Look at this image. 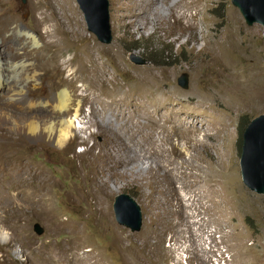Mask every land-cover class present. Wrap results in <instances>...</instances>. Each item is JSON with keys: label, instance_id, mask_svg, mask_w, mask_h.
Here are the masks:
<instances>
[{"label": "rangeland", "instance_id": "rangeland-1", "mask_svg": "<svg viewBox=\"0 0 264 264\" xmlns=\"http://www.w3.org/2000/svg\"><path fill=\"white\" fill-rule=\"evenodd\" d=\"M2 1L0 7L7 14L19 15L24 26L36 30L34 17L40 13L36 9L39 0H26V3L23 0ZM108 1L113 35L110 43L101 41L89 29L84 11L78 0H74L75 11L84 23V37L77 41L65 34L47 37L48 41H57L62 37L64 40L61 43L54 42L41 59L35 56L31 59L35 63L62 60L66 56L61 57V52H66L68 47L74 49L71 54L66 53L71 58L97 45L98 48H105L101 61L108 64L115 76L105 86L116 88L117 99L124 95L119 87L140 90L143 84L139 78L143 76V69L150 67L162 77L161 88H166L167 92L178 99L179 108L185 107L192 112L196 105L203 104L204 114L185 113L188 117L191 116L202 125L206 121L212 128L208 120L222 116L218 122V136L205 140L210 145L208 149L205 148L209 153L204 149L198 152L202 165L196 164L194 167L190 161V164L187 162L180 166L201 177L205 183L208 174L213 183L217 184L216 190L213 194L209 190L205 191L208 188L200 184L204 201L211 202L198 205L194 210L200 218L197 229H188L187 223L180 220L171 222L165 207L173 192L170 175L158 167L159 164L163 166V155L170 152V145L163 141L164 133H155L158 139L155 148L159 154L153 157L152 164L155 166L143 176L138 175L136 169L147 168V165L116 170L114 158L108 151L113 150L115 158L116 152L95 121L90 103L84 102L77 123L84 130L78 129V136L65 149H58L47 141H41V144L27 135L16 141V146L21 144V151L29 155V161L40 165L56 182L50 194V207L54 208L55 217L47 220L34 213L25 203H21L23 209L15 213L6 214L0 210L2 216L9 217L5 222L6 230L4 234L1 233L7 237L8 242L7 239L2 242L0 240V264H264V193L251 190L243 182L240 166L242 130L246 120L251 121L264 113V95L260 98L248 97L245 101L236 98L228 100L222 87L227 83H221L217 77L219 83L211 81L216 73L211 66L212 57L214 53L223 52L225 56H219L217 67L228 72L230 69L225 68L224 64L229 63L232 65V73L240 72L244 75L242 78L252 79L253 83L259 79L264 85V24L255 22L249 25L232 0H188L194 1L196 5H191L190 13L185 15L180 25L176 22L180 14L178 12L167 20L152 19L150 23L132 26L127 19L124 21V17L133 13L131 2L140 0ZM46 5L47 0H44ZM60 7L57 5L55 10L59 12ZM48 11L53 12V9ZM145 13L143 10L142 14ZM13 35V31L0 35V48ZM219 41L224 46L220 47ZM27 46L17 45V48L22 51ZM137 58H144L147 62L137 63L134 60ZM76 62L79 61L76 59ZM59 67L62 69V77L68 79L66 64ZM47 70L41 71L38 80H28L26 83L29 93L36 99L52 96L56 92L47 85L40 89L28 84L31 82L39 86L47 83V74H50ZM57 72L52 79L57 77ZM183 73L188 75L187 88L178 81ZM82 74H85L84 70ZM77 86L81 89L82 84L78 82ZM100 88L103 89V86ZM156 88V85L153 86L152 92ZM92 95L101 100L97 106L98 116H111V126L124 135L128 136L130 130H135V121L138 120L129 118L126 127L123 120L119 121L115 116L110 106L113 96L94 91ZM166 97L165 94H158L154 100ZM146 105L152 108V113L148 114L146 110L143 116L158 115L159 119L163 114L156 113L155 104L146 101ZM144 128L146 134L153 133L150 126L144 125ZM216 131L215 128L210 130L213 133ZM0 132L13 136L19 134L6 124L0 125ZM200 137H204L201 132ZM129 143L135 147L138 155L139 150L147 152L150 148L147 143ZM10 148L15 149V146ZM1 159L2 156L0 163ZM3 168L4 165L0 164V181L6 177ZM123 172L127 173L123 175ZM91 175L99 176L96 182L91 179ZM176 185L181 192V183L176 181ZM121 193H129L140 205L143 216L140 230L132 231L117 221L114 202ZM166 193L169 197H166ZM99 199H102V204H97ZM4 201L5 197L0 196V203ZM210 205L212 208L208 210ZM99 208L103 209V215H99ZM150 222H153L155 238L146 241ZM36 223L44 228L42 234L35 231ZM19 227V231L15 230ZM77 239L86 242L76 246L74 242ZM89 248H93V251L90 252Z\"/></svg>", "mask_w": 264, "mask_h": 264}, {"label": "bare ground", "instance_id": "bare-ground-1", "mask_svg": "<svg viewBox=\"0 0 264 264\" xmlns=\"http://www.w3.org/2000/svg\"><path fill=\"white\" fill-rule=\"evenodd\" d=\"M47 5L44 6V0H39L36 5L37 11L40 12L39 15L34 17L36 30L24 26L19 15L7 14V11L0 7V35L8 34L10 31L14 32L12 37L4 41V47L0 48V125L6 124L11 130L19 133L18 136H13L0 132V156H2L0 164L4 165L3 169L6 173V177L0 181V196L5 197L6 200L0 203V210H4L6 214L15 213L21 211L24 207L22 204L25 203L34 213L43 216L47 220L55 217L53 215L54 208L50 207V194L56 182L40 165L32 164L29 161V155L21 151L22 147L19 142L20 145L16 146V141L27 135L39 142L47 141L54 144L58 149H65L69 142L78 136V129L84 130L83 127L79 128L77 123L82 114V105L84 102H89L95 121L102 128L108 142L111 143L116 152L115 158L113 150L108 151L114 158L115 169L122 170L130 166L136 168L137 166L147 165V168H142L143 170L136 169L138 175L143 176L145 172L155 166L152 164L154 162L153 157L159 154L158 149L155 148L158 145L155 133H164L163 141L166 145H170V152L163 155V166L159 164L158 167L165 169V172L168 171L167 173L170 175H168L172 186V190H170L173 192L170 193L171 197L165 204L169 212V215L167 214L168 218L171 222L174 220L186 222L188 229L196 228L200 224V218L198 219V215H196L198 212L196 213L194 210L198 208V205L211 202V200L204 201L200 184H204L208 188L205 191L209 190L213 194L217 184L213 183L212 177H209L208 174L205 176L208 177L205 183L201 177L193 172L189 173L187 168L180 166L187 162L190 164V161L194 167H196V164L202 165V158L198 152L201 153L200 150L204 149L209 153L207 149L210 145L205 140L218 136L220 128L218 122L222 120V116L218 118L215 116L214 120H208L212 128L217 130L214 133L210 132L212 128L208 126L206 121L202 125L185 114L189 110L185 107H178L180 105L178 99L172 93L167 92L166 88H161L162 77L150 67L144 68L143 76L139 78V81L143 84L140 90H135L133 87H119L123 90L124 95L122 98L117 99L116 88H106L105 86L110 84L115 76L109 70L108 64L101 61L103 59L102 55L105 54V48H98L97 45L88 47L86 52L77 53L76 56L71 58H68L67 54H71L74 49L71 48L70 50L68 47L67 51L61 52L60 55L61 57L66 56L65 59L51 62L36 61L35 63L31 59L32 56L41 59L43 54L50 50L54 42L61 43L64 40V37H62L57 41H48L46 40L47 37L63 36L65 34L71 40L77 41L86 34L83 20L75 11L74 0H47ZM57 5H61L59 12L55 10ZM191 5L194 6L196 3L188 0H140L135 3L132 1L131 9L133 13L124 17V21L127 19L132 26H139L150 23L152 19L167 20L169 16H175L180 12L176 20L180 25L185 15L190 13ZM162 7L165 9H162ZM45 8L47 9L45 10ZM48 9H53V12H49ZM143 10L146 12L145 14H142ZM44 27L46 30H44ZM40 29L41 31H39ZM218 43L221 45L220 47L224 46L222 41ZM24 44L28 46L20 51L17 45L22 46ZM30 46L32 49H30ZM34 46H37V48ZM219 56L223 57L225 54L217 52L212 57L211 66L215 68L216 73L211 81L216 80L217 77V80L221 83H227L222 87L228 100L236 98L238 101H245L244 99L248 97L260 98L264 95V85L263 82H259V79L253 83L252 79L242 78L244 75L240 72L232 73V65L229 63L224 64L225 68L230 69L228 72L217 67L220 63ZM76 59L79 62H76ZM64 64L68 68V79L62 77V69L59 67V65ZM46 69H48L47 72H50V74H47V83L39 86L31 84V82L28 84L40 89L47 85L51 89H55L56 92L52 96L36 99L29 93L26 83L28 80H38L41 71ZM57 70L59 71L57 77L52 79ZM82 70L85 71V74H82ZM18 73L20 75L13 78ZM217 80L216 83H219ZM78 82L82 84L81 89L77 86ZM155 85L157 86L156 91L152 92ZM101 86H103V89L100 88ZM104 88L108 91H105ZM92 91L113 96L114 100L110 106L115 116L117 115L119 121L123 120V125L126 127H128L129 118L138 120V122L135 121V130H130L128 136L124 135L117 128L111 126V116L102 114L98 116L97 106L101 100L97 96L93 98ZM158 94H165L167 97L166 99L154 100L155 95ZM99 96L101 95L99 94ZM146 101L157 106L156 113H163L159 119L157 118L158 115L143 116L142 113L146 110L148 114L152 113V108L146 105ZM202 106L203 104L199 103L189 113L204 114ZM144 125L150 126L153 133L146 134ZM200 132L204 134L203 138L200 137ZM175 138H178V141H175ZM129 142L139 143V145L147 143L150 148L147 152L142 149L139 150L138 155L134 149L135 147ZM11 146H15V149L10 148ZM126 173L123 172V175ZM98 177V175H91L94 182L97 181ZM176 181L178 184L181 183V192L176 185ZM99 188H102V186H99ZM11 191H13L12 194ZM167 196L169 197L166 193ZM102 203V199L97 202V204ZM211 208L212 205L207 209L210 210ZM98 213L103 215V209L99 208ZM8 218V216L5 217L0 214L1 242L7 239L1 233L4 234L3 231L6 230L5 222L8 221ZM152 224L153 222H150L148 226L146 241L155 238ZM19 229L20 227L15 230L19 231ZM85 242L86 240L77 239L74 243L76 246H81ZM68 250L67 246L66 251L68 252ZM89 251H93V248H89Z\"/></svg>", "mask_w": 264, "mask_h": 264}, {"label": "water", "instance_id": "water-1", "mask_svg": "<svg viewBox=\"0 0 264 264\" xmlns=\"http://www.w3.org/2000/svg\"><path fill=\"white\" fill-rule=\"evenodd\" d=\"M26 3V0H23ZM85 13L89 29L106 43L113 39L110 26V12L108 0H78ZM244 15L247 23L255 22L264 24V0H232ZM137 63L147 62L144 58L134 59ZM179 84L188 87V75L183 73L179 77ZM241 174L243 182L253 191L264 193V113L253 118L243 132L241 153ZM114 212L117 221L132 231L140 230L143 224L141 207L129 193H121L116 196ZM38 234L44 232V228L36 223L34 227Z\"/></svg>", "mask_w": 264, "mask_h": 264}, {"label": "trees", "instance_id": "trees-1", "mask_svg": "<svg viewBox=\"0 0 264 264\" xmlns=\"http://www.w3.org/2000/svg\"><path fill=\"white\" fill-rule=\"evenodd\" d=\"M249 122H250L249 120H246V122H245V127H244V129L242 130L241 145H242V143H243V132H244V130H245V128H246V126L248 125Z\"/></svg>", "mask_w": 264, "mask_h": 264}]
</instances>
